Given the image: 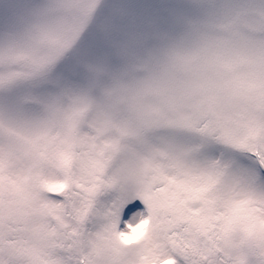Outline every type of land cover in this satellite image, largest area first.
Masks as SVG:
<instances>
[{"label":"snow or ice","instance_id":"6c2138e0","mask_svg":"<svg viewBox=\"0 0 264 264\" xmlns=\"http://www.w3.org/2000/svg\"><path fill=\"white\" fill-rule=\"evenodd\" d=\"M0 264H264V0H0Z\"/></svg>","mask_w":264,"mask_h":264}]
</instances>
